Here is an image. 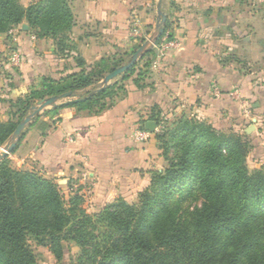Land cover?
Returning a JSON list of instances; mask_svg holds the SVG:
<instances>
[{
    "label": "trees",
    "instance_id": "obj_1",
    "mask_svg": "<svg viewBox=\"0 0 264 264\" xmlns=\"http://www.w3.org/2000/svg\"><path fill=\"white\" fill-rule=\"evenodd\" d=\"M24 22L29 25L23 29L25 33L53 38L59 51L74 48L70 40L74 17L68 0H41L28 6L20 0H0V33ZM168 27L169 23L165 31ZM18 50L22 64L24 55ZM152 53L121 79L141 87L150 72ZM125 61L124 57L110 62L102 58L89 71L50 78L45 87L11 98L9 119H0V144L8 141L38 101L67 92L75 95L78 89L99 85L106 73ZM21 64L14 67L7 61L4 65L12 87L18 83ZM119 81L45 113L55 116L64 106L102 111L122 88ZM4 89L0 87V91ZM224 93L222 89L221 95ZM148 120L164 124L163 132L152 136L168 162L153 173L136 204L119 199L96 214L89 213L78 192L67 197L53 179L13 167L9 156L3 159L0 264H40L31 239L48 243L56 261L65 263L68 257L70 264H264V169L248 170L245 156L250 146L241 131L187 116L169 122L154 109L140 119L139 127L146 128ZM195 193L202 195V203L189 212L183 206ZM73 245L78 251L69 256Z\"/></svg>",
    "mask_w": 264,
    "mask_h": 264
},
{
    "label": "crops",
    "instance_id": "obj_2",
    "mask_svg": "<svg viewBox=\"0 0 264 264\" xmlns=\"http://www.w3.org/2000/svg\"><path fill=\"white\" fill-rule=\"evenodd\" d=\"M39 1L20 0L24 6ZM158 3L68 0L74 17L70 32L74 48L69 52L59 51L51 37L25 33L27 22L23 24L28 28L22 24L15 34L0 33V87L5 88L0 91V107L10 111L11 98L45 87L50 78L89 71L102 58L110 62L124 57L125 64L154 33ZM162 9L169 23L162 37L179 38L182 47L164 53L153 47L150 72L141 87L122 80L123 73L112 79L109 84L120 80L122 88L102 111L64 106L55 116L45 113L85 98L102 86L104 78L99 85L78 89L75 95H61L57 106L48 107L26 126L10 155L13 167L35 171L67 188L70 183L67 194L78 192L94 199L100 208L114 200L117 185L121 190L130 181L147 185L150 170L166 165L154 136L144 142L133 139L140 119L147 118L151 109L160 111L169 122L187 116L235 131H243L245 118L264 117V0H163ZM136 19L138 35L133 34ZM14 49L22 51L24 60L18 83L12 87L5 78L4 58ZM214 83L225 93L214 96ZM236 87L254 107L252 114H244L231 95ZM9 116L8 112L0 119ZM93 188V194L87 192Z\"/></svg>",
    "mask_w": 264,
    "mask_h": 264
},
{
    "label": "rangeland",
    "instance_id": "obj_3",
    "mask_svg": "<svg viewBox=\"0 0 264 264\" xmlns=\"http://www.w3.org/2000/svg\"><path fill=\"white\" fill-rule=\"evenodd\" d=\"M11 30V29H10ZM9 30V33H10ZM11 56V54L7 57L4 58V62L6 63L7 61H9V57ZM35 105V104H34ZM252 104L249 103V107H250V112L249 115L252 114ZM10 114V111L7 109L5 110L4 107H0V115H5L6 113ZM249 121L247 122V124L245 125L246 127L243 128V131H241V135L243 137V139L247 142H249V151L247 152L246 156H245V163L246 166L248 168V170L250 172H253L257 169H264V117L263 118H254L251 117L248 119ZM250 128V131H249ZM9 141V139H8ZM7 141V142H8ZM7 142H5L4 144H0V152L4 150L5 145L7 144ZM12 154V153H11ZM10 154V155H11ZM10 163L13 166L12 163V157H10ZM166 160V159H165ZM167 162L166 161V165L162 168L164 169L167 166ZM162 169H152L149 172V181L147 183V185H141V183L139 181H137L136 183H134L133 181H130L129 183L125 184V188L123 190H121L119 188V185H117L118 188V193L116 195V197L114 198L113 201H117L119 199H123L126 200L129 203H139L140 201V196L141 193L150 185L151 183V177L153 175V173L156 170H162ZM56 182V181H55ZM58 184V186L63 190V192L65 193V195L68 197L70 196L69 194H67L68 192V188L65 187L64 183H60V182H56ZM146 184V183H144ZM67 188V189H66ZM71 190V188H70ZM92 190V191H91ZM87 189V192H92L93 194V189ZM73 191V190H71ZM81 191V190H80ZM102 189H99V192H101ZM94 200V199H93ZM89 198H83V203L82 206L83 208H85V210L89 213L92 214H96L98 213L101 208H96L94 201ZM111 201V202H113ZM202 203V195L200 193H195L194 198H189L185 203H184V209H186L187 211H191L193 212L195 209L199 208L201 206ZM108 204V203H106ZM105 204V205H106ZM31 245L35 251V253L37 254L38 260L40 264H70V260L67 257L65 260V263L63 262H58L56 261V259L54 258V256L52 255V253L49 250V245L48 243H37L36 241H34L33 239L30 240ZM78 251V247L76 246H71V250L69 253V256H74L76 254V252Z\"/></svg>",
    "mask_w": 264,
    "mask_h": 264
},
{
    "label": "water",
    "instance_id": "obj_4",
    "mask_svg": "<svg viewBox=\"0 0 264 264\" xmlns=\"http://www.w3.org/2000/svg\"><path fill=\"white\" fill-rule=\"evenodd\" d=\"M162 3H163V0H159V3H158L159 20H158V23L156 25L155 31L152 34V36L146 42H144L142 46H140L136 50V52L131 56V58L125 64H122L121 66L117 67L115 70L108 73L102 81V86L96 89L95 92L103 90L106 86H108V84L110 83L112 79L126 72L132 66L136 65L138 60H140L148 52H150L153 49L154 44H156L157 41L163 36V33L165 31V26L167 23V15L163 12ZM23 25L25 28H28L27 24H23ZM71 94H72L71 92H67V93L62 94V97H68V96H71ZM59 98L60 96L52 95V96L46 97L38 101L35 105L31 107L32 111L19 122L16 129L10 136L9 141L5 145L4 150L0 152V162L15 151V149L17 148L18 144L20 143L22 139L23 132L26 126L30 124L35 119L36 116H38L41 112H43L48 107L57 106ZM145 126L151 132H154L157 126V122L150 120L146 122ZM249 131H250V128H249Z\"/></svg>",
    "mask_w": 264,
    "mask_h": 264
},
{
    "label": "built area",
    "instance_id": "obj_5",
    "mask_svg": "<svg viewBox=\"0 0 264 264\" xmlns=\"http://www.w3.org/2000/svg\"><path fill=\"white\" fill-rule=\"evenodd\" d=\"M21 30L20 26H15L11 28L10 33L15 34ZM140 30V22L138 19L135 20L134 25H133V34L138 35ZM35 38V36H33ZM154 47H157L160 52L164 53L170 49H178L182 47V41L179 38L173 37L170 38L168 36L161 37L156 44H154ZM9 61L14 67H19L21 64V53L19 50L14 49L11 52V56L9 57ZM212 93L214 96H220L222 93V89L219 86L218 83H214L212 85ZM231 95L240 103L242 111L244 114H249L250 108H249V103L246 100L245 97L241 95L240 89L238 87L234 88L231 91ZM164 130V124H157L155 131L156 133H161ZM154 132H151L147 128H141L137 127L134 132H133V139L136 142H144L147 141L152 137V134Z\"/></svg>",
    "mask_w": 264,
    "mask_h": 264
}]
</instances>
